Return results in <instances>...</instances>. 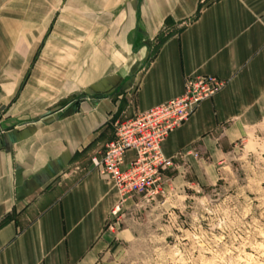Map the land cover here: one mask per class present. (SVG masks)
I'll use <instances>...</instances> for the list:
<instances>
[{"label": "crops", "instance_id": "obj_1", "mask_svg": "<svg viewBox=\"0 0 264 264\" xmlns=\"http://www.w3.org/2000/svg\"><path fill=\"white\" fill-rule=\"evenodd\" d=\"M196 76L225 85L162 142L176 195L264 124V0H0V264H93L119 196L89 158Z\"/></svg>", "mask_w": 264, "mask_h": 264}, {"label": "rangeland", "instance_id": "obj_2", "mask_svg": "<svg viewBox=\"0 0 264 264\" xmlns=\"http://www.w3.org/2000/svg\"><path fill=\"white\" fill-rule=\"evenodd\" d=\"M74 7L71 3L69 10ZM63 18L61 12L55 20ZM128 62L118 64L116 71L126 73ZM142 65L137 62L132 70ZM52 66L55 74L61 71L59 62ZM107 73L113 69L103 70ZM19 113L8 104L0 119ZM125 118H111L112 137L113 123ZM217 166L212 185L124 202L108 220L107 246L93 264H264V124L233 144Z\"/></svg>", "mask_w": 264, "mask_h": 264}, {"label": "built area", "instance_id": "obj_3", "mask_svg": "<svg viewBox=\"0 0 264 264\" xmlns=\"http://www.w3.org/2000/svg\"><path fill=\"white\" fill-rule=\"evenodd\" d=\"M224 85L213 76L187 77L178 97L113 123V137L88 161L89 168L117 190L119 203L111 212L112 218L127 199L153 200L165 194L174 164L163 155L162 142ZM127 153L132 154L128 161Z\"/></svg>", "mask_w": 264, "mask_h": 264}]
</instances>
